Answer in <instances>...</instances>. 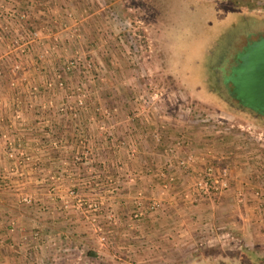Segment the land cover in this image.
Returning <instances> with one entry per match:
<instances>
[{"label": "rangeland", "instance_id": "obj_1", "mask_svg": "<svg viewBox=\"0 0 264 264\" xmlns=\"http://www.w3.org/2000/svg\"><path fill=\"white\" fill-rule=\"evenodd\" d=\"M1 68L12 70L0 72V101L14 99L6 115L21 116L19 105L27 106L16 99L25 94L50 100L40 109L65 97L74 105L72 116L98 115L102 102L100 114L113 119L102 134L141 164L135 176L120 170V185L136 186L142 174L152 185H137L132 202L120 203L118 212L73 185L57 190L55 207L42 203L17 184L33 174L15 134L32 126L11 116L0 123V195L11 196L15 209L0 208V264H45L51 257V264H264L258 210L264 212V109L237 99L231 81L240 76L249 99L256 96L264 69V0H0ZM190 153L193 160L182 167ZM209 165L228 168L227 188L196 187ZM172 192L180 213L186 211L177 219L163 205ZM244 194L260 215L252 212L249 223L262 226L249 227L247 235L240 223ZM158 210L167 231L145 232ZM69 212L79 219L68 224L71 233L35 228L57 213L65 221Z\"/></svg>", "mask_w": 264, "mask_h": 264}, {"label": "crops", "instance_id": "obj_2", "mask_svg": "<svg viewBox=\"0 0 264 264\" xmlns=\"http://www.w3.org/2000/svg\"><path fill=\"white\" fill-rule=\"evenodd\" d=\"M22 69V73L30 74V70H26V68ZM8 71L10 73L12 72L11 69ZM8 71L4 68L0 69V72H2V74L4 73L6 76ZM7 83H10V80ZM33 88L35 87L33 86ZM25 95H23V98L20 100L16 99V104L21 103L23 106H27V108L22 109V106L19 105L21 116H19L18 113L14 115H6L5 113L6 109H10L13 105L14 99L6 101L2 98L0 101L1 125L12 116L13 119H16L14 121L18 123L17 125L23 126L31 123L32 126L29 128L31 130L26 133L22 132L20 134V132H18L15 134L16 139L19 141L18 145L20 143L21 146L27 148L31 159L26 167L28 165L32 167V170L30 171L33 174L32 178L26 176L24 179L19 178V183L17 181V184L21 186L20 189L23 193L32 194L33 197L35 196L38 200L42 201V203L44 201L55 207L56 204H58L56 196L59 193H57V190H62L73 185L76 190L84 195L90 194V191L96 195H100L106 202L109 201L113 204L112 208L117 207L116 212H118V210L121 209L120 203L127 207V205L132 202L130 199L132 196L131 191L134 190L137 185H143V183L149 184L148 182L151 181V178L148 179V176L144 174L146 175V179H143L144 175L142 174L139 176L142 180H138L136 186V183L129 182L127 185H120L121 183L118 181L119 176L123 173L128 175L133 174V176H135L134 171L138 168V171L140 172L139 167H141V164L137 163L135 159L129 157L130 155L126 149L115 146L114 141L112 142L113 139L110 138L107 140L109 137L102 134L101 129H106V127H108L107 123H113V119H106L107 117L100 114L99 107L104 105L102 102L99 104L95 102L96 105L98 104L97 109L95 110V113H99L98 115L93 116V114L88 113V115H86L85 112H78V115L74 114V116H72L71 110H74V105L70 103L68 99L65 100V97H60L56 100L54 102V108L40 109V106H45L50 100L42 101L40 97H37V99L35 97L28 99ZM3 109L5 111H3ZM98 123L101 124L98 125ZM116 124L117 127L120 128V122ZM58 130H60L61 134L56 133L59 132ZM118 132L122 134L120 131ZM1 133L2 130H0V138L2 140ZM52 133H56V135L53 136ZM116 134H118L117 130ZM2 148L3 147H0V153L3 154ZM77 157L81 160H77ZM86 157L87 159L83 160ZM21 168H24V166ZM17 169H19V167H17ZM120 170H122L123 173L119 172ZM24 171L27 173L28 170L24 168L22 172ZM48 175L50 176L49 178ZM52 185L55 187H52ZM149 185H152V183ZM226 191L230 190L228 189ZM174 195L176 194H173V196L168 194L164 198L163 205L165 207L170 205L168 210L174 213L173 218L177 219L178 215H184L186 211L182 214L180 213L181 207H178L177 199ZM243 197L245 198V202L243 201L242 204L244 205L243 212L245 219L240 223L241 229L244 230L245 235H247L249 234V227H253V225L254 229L255 226L259 229L262 228L260 222L259 224L255 221L251 224L249 223L250 220L247 218L252 215V212L254 211H256V214L261 211L262 215L264 212L262 209H258L259 211L251 209L248 206L250 204L248 200L251 198L246 197V194H244ZM10 200H12V203ZM0 202L5 203L0 204V208H3L1 211L7 212V210L11 209H8L7 206H11L12 210L15 209V202L11 196L5 194L0 195ZM175 207H178L179 210L175 209ZM114 210L115 209H113V211ZM104 211L106 212V215H109V213H107L109 208L105 207ZM69 213L70 214L66 215L68 218L65 216L69 221L67 223L65 222L67 219L64 221L63 216L60 218L61 214L57 213L58 216H49L47 217L48 221L43 219V222L35 225V228L43 230L45 225L48 228L52 227L54 230H59L56 227H60V232H64L66 229L70 232L71 227L69 225L71 224V221L75 219V215H73L74 213ZM177 213L179 214L177 215ZM232 214L233 213L230 209L227 210L226 215L228 217L232 216ZM164 215V212L162 213L158 210L155 219L148 216L149 219L147 220V225H145V232L152 231L157 232L158 234L166 232L167 230L163 231V224L166 222L164 221L166 218ZM118 216H120V213ZM240 216L242 217V215ZM258 216L260 217V215ZM77 221L73 220V223H76ZM113 223L117 222L113 221ZM229 224H231V222ZM262 229V234L264 236V228ZM60 232L56 231V233Z\"/></svg>", "mask_w": 264, "mask_h": 264}, {"label": "built area", "instance_id": "obj_3", "mask_svg": "<svg viewBox=\"0 0 264 264\" xmlns=\"http://www.w3.org/2000/svg\"><path fill=\"white\" fill-rule=\"evenodd\" d=\"M180 143L181 141L178 140V142H176V145H179ZM190 160H193L191 153L188 155V159L180 161V165L182 167H185V162L186 161L188 162ZM230 179H231V175L228 168L225 167L219 170H215L212 166L209 165L205 168V170L202 173H198L196 187L198 186L199 189L203 190L206 189L208 185H211L214 190L221 191L222 189L228 187ZM168 180L173 181L174 177L171 176L169 177ZM23 200L27 203L30 202V199L27 198H24ZM9 226H10V231L14 232V226L12 225V223H10Z\"/></svg>", "mask_w": 264, "mask_h": 264}, {"label": "flooded vegetation", "instance_id": "obj_4", "mask_svg": "<svg viewBox=\"0 0 264 264\" xmlns=\"http://www.w3.org/2000/svg\"><path fill=\"white\" fill-rule=\"evenodd\" d=\"M240 78H241L240 76H237L236 78L235 77L231 78L234 88L236 89V90L234 89L235 91H233V93L239 91L240 96H238L237 99H239L241 102H244L247 106L253 108L257 107V109L258 108L264 109V69L258 73V79L256 80V88H255L257 94L253 99H249L250 97L248 93H246L247 91L246 87L245 88L241 87ZM255 99L259 101L256 106L254 104L255 101L253 102V100Z\"/></svg>", "mask_w": 264, "mask_h": 264}, {"label": "trees", "instance_id": "obj_5", "mask_svg": "<svg viewBox=\"0 0 264 264\" xmlns=\"http://www.w3.org/2000/svg\"><path fill=\"white\" fill-rule=\"evenodd\" d=\"M90 254H91V253H90ZM51 258H52V257H51ZM51 258L49 259L50 261H49V262L47 261V263H45V264H51V263H52V259H51ZM262 260H264V256H262Z\"/></svg>", "mask_w": 264, "mask_h": 264}]
</instances>
